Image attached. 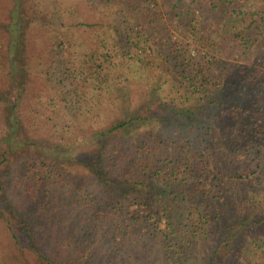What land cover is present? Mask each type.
I'll return each mask as SVG.
<instances>
[{"label":"trees","instance_id":"obj_1","mask_svg":"<svg viewBox=\"0 0 264 264\" xmlns=\"http://www.w3.org/2000/svg\"><path fill=\"white\" fill-rule=\"evenodd\" d=\"M66 1L73 10L83 5L82 26L111 7L143 34L121 48V63L104 41L92 43L95 67L81 86L82 64L71 68L75 44L61 53L47 38L49 14L32 16L26 0H0V264H264L261 244L246 239L264 230V200L246 185L264 181V78L243 86L231 77L228 89L211 92L214 76L175 48L194 97L167 114L154 97L165 69L138 50L169 43L170 17L209 23L229 57L237 51L241 61L264 63V0ZM37 27L42 35L30 32ZM131 67L156 79L144 104L129 95L132 81L119 80ZM155 117L177 127L180 144L141 141L135 129ZM84 180L99 191L85 198Z\"/></svg>","mask_w":264,"mask_h":264},{"label":"rangeland","instance_id":"obj_2","mask_svg":"<svg viewBox=\"0 0 264 264\" xmlns=\"http://www.w3.org/2000/svg\"><path fill=\"white\" fill-rule=\"evenodd\" d=\"M65 1L66 0H26L25 4L26 10L29 14H32V16L39 13L41 17H45L49 14L47 20H51L52 24L49 26L50 30L47 38H50L52 42L55 40V42L59 44L58 49L61 50V53L66 51L64 50V47L68 45V42L70 43V41H72L75 44V46L71 45V47L73 51L76 50L77 61L74 63L75 65H71V68L79 70V67L82 64L83 73H79L80 76L82 75V80L78 82L79 85L86 86L90 83L83 79L87 76L90 80L92 78L90 74L95 67V58L92 59L90 57V54L94 50L92 43L95 42V45H97V42L104 41V43L107 44V49L104 50L108 51V48H110V53L112 55H110V57L112 60H116L117 62L119 60L121 63V48H128L130 42H136L139 37H142L143 31H138V29L142 26L138 25L139 27H135L134 30L130 31L128 25L122 24V17L124 16L123 13H117V11L113 10L111 7L104 9V13L95 10L92 13V17H94L93 21L98 22L93 23L90 27L82 26L83 22L89 18L88 15L82 11L83 5H80L79 10H77V8L73 10L69 9L71 4ZM76 3H78V1ZM145 7V12L147 11L146 14H150L151 10H148L147 6ZM152 12L154 11L152 10ZM165 23V30L163 34L165 35V38L168 39L169 43H167L166 40H162V44L159 43L158 40H152L146 49L138 50L140 51V57H142L145 62L151 63V66L154 69H160L161 67L162 69H165V71H163V77L159 76L156 78L157 80L160 79L162 85L160 86L159 92L154 95V97H156L155 104L161 106L162 110H165L167 114L187 108V98L194 97L191 90L192 87H185L183 84L181 70L183 69L184 62L181 60L174 61L176 53L175 48L181 49L183 58L185 57L189 64L202 65L205 71L208 69V72L206 71L207 74L214 76L212 77L213 84L209 86L211 92L214 89L217 91H220L221 89H228L231 85L232 78L237 80L238 85L243 86L250 85L252 78H254L255 81H260V78H264L263 62H244L239 59V53L237 51L234 53L233 57H229L223 49L220 50L221 47L219 40H221V38L215 33V30L209 26V23L202 26H199L196 22H193L192 25H185L182 23L180 24L177 21H173L170 17L166 19ZM41 28L43 27H37L36 30L32 28L30 32L41 34L38 32ZM55 36L63 38L65 40L64 44H62L59 39H55ZM87 46H91V48L93 47L92 50L86 49ZM138 48H143V46L140 44ZM152 49H155V52H153ZM160 50L163 52L161 53L162 56L158 55ZM59 55L60 54L58 53V56ZM210 56L213 57V60L215 61L214 63L213 60L209 61L211 58ZM166 57H169V59L166 60ZM192 66L193 65H191V67ZM41 67L43 68L44 65ZM133 71L135 72L133 73ZM139 71L140 73H136V70L133 67L127 70L125 69L119 80L123 79V83H128L130 81L133 82L129 95H132V97L135 98L134 102H137V94H139L142 97V99H139L138 101V104L140 105L144 104L147 97L152 96L151 93L148 94L147 91L149 90L148 88H151L150 85L153 84L156 79L149 80L147 78V74L145 73L146 70L143 71L142 69H139ZM156 71L153 70L151 75H157ZM64 78L65 80H69L70 75L66 74L64 75ZM218 82L222 84L221 88L217 86ZM249 91L247 89L246 96L250 93ZM206 94L208 95V93ZM196 96H199V93L196 94ZM197 98L200 99L199 97ZM250 98L253 99L251 94ZM231 102L234 103L235 101ZM63 103L64 100L61 101L62 105ZM78 104H82V102H79ZM160 115L164 117V115ZM163 117H155L152 122H148L147 124L141 125L135 129L134 132L139 134V138L141 136V141H143V143L148 142L149 144H163L162 146H166L164 144H180L181 141L178 137L177 127H174V129L168 128V126L165 125L166 121L162 119ZM69 122H71V125L74 126L75 123L73 120ZM140 132L144 135L150 134V136L143 137ZM160 163H163V160H160ZM259 175H261L263 178L262 180H264V174ZM256 181L252 183L251 180L248 179L246 185L248 187L254 185L260 193L258 198L264 200V181L263 185H260L258 181ZM81 183L84 190L88 191V193L86 192L85 194V198L92 195L91 193L99 191L95 182L84 180ZM246 185L245 187H247ZM253 189L255 188H250V194H253ZM97 196L101 198L103 195L97 194ZM129 209L133 210L132 207ZM137 209L138 207H134V211ZM258 209H260V207ZM261 212L258 211L256 213L258 217L260 216L257 220L262 217ZM258 225L260 224L257 223V226ZM162 226H164V223ZM253 230L254 229L251 230V233L246 232L247 242L249 243L253 240H257L261 244L260 249H264V230H260V233L256 235H253ZM239 237L241 238V236ZM239 264L246 263H244V261H240Z\"/></svg>","mask_w":264,"mask_h":264}]
</instances>
